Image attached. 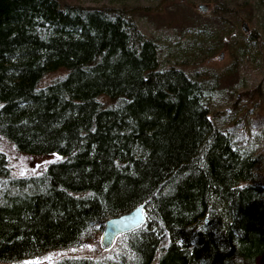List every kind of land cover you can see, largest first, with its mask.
I'll return each instance as SVG.
<instances>
[{"label": "trees", "instance_id": "trees-1", "mask_svg": "<svg viewBox=\"0 0 264 264\" xmlns=\"http://www.w3.org/2000/svg\"><path fill=\"white\" fill-rule=\"evenodd\" d=\"M196 1L169 12L183 18L178 34L202 43H177L167 67L135 7L0 0V141L62 156L17 177L0 151V264L93 242L144 203L146 223L111 250L54 264H258L264 114L243 113L236 94L241 67L263 65L264 0H202L203 13ZM223 49L232 61L221 70L197 56Z\"/></svg>", "mask_w": 264, "mask_h": 264}, {"label": "rangeland", "instance_id": "rangeland-1", "mask_svg": "<svg viewBox=\"0 0 264 264\" xmlns=\"http://www.w3.org/2000/svg\"><path fill=\"white\" fill-rule=\"evenodd\" d=\"M65 1V0H64ZM80 3L94 6V5H115V6H129L135 7L139 11L136 14V20L138 22L141 30L149 37H154L159 41L161 49V58L164 63V66H169V64L175 62V57H177V50L181 49L178 44L183 48H188L191 46V43L195 45L201 44L202 41L199 39H194L189 37L186 30H182L181 35L178 34L177 29L183 23V18L180 13L173 16V11L169 12V8H173V0H78ZM209 4V10L212 7L211 2H206L202 0H197L196 4ZM170 6V7H169ZM182 9V8H181ZM200 11V10H199ZM198 13H203L200 11ZM183 13V10H182ZM186 17H192L189 14ZM205 16V15H204ZM203 16V17H204ZM210 16H207V18ZM247 31L250 32L253 29V24H247ZM245 31V30H244ZM182 36V38L180 37ZM180 42V43H179ZM195 42V43H193ZM178 43V44H177ZM196 46V45H195ZM177 47V48H176ZM206 53H199L198 57L204 58V65L208 66L212 70L224 69L231 65L232 57H230L227 49L219 51L214 56H207ZM263 65L261 68H257L254 64L246 65L244 64L243 68L240 69L241 82L243 85L239 88L236 96L240 98L246 112L247 108H252L256 112L264 114V102L259 98H264V95L255 94L252 98H247L241 96V94L251 91L252 89L257 88L259 85L263 84L262 93L264 94V60H262ZM65 73V70L60 69L49 73L46 75L42 84L52 82L56 78L62 76ZM227 93V91H225ZM225 96V94H224ZM260 104V109L256 108L255 103ZM247 104V105H246ZM228 106V110L232 111L231 106ZM248 140L249 138L246 137ZM0 151L4 152L10 162L12 173L17 177H26L42 173L51 163L58 162L62 159V156L57 154L49 155H31L18 151L13 144L8 140L2 139L0 141ZM262 156H264V149H261ZM258 178L264 179V164L259 167ZM102 254V248L99 239L82 244L74 248H68L63 250H56L46 253L43 256L34 257L25 259L15 263L9 264H54L55 262L66 258V257H97ZM258 264H264V255L259 259Z\"/></svg>", "mask_w": 264, "mask_h": 264}, {"label": "water", "instance_id": "water-1", "mask_svg": "<svg viewBox=\"0 0 264 264\" xmlns=\"http://www.w3.org/2000/svg\"><path fill=\"white\" fill-rule=\"evenodd\" d=\"M198 9L202 12H208L209 4L201 3L198 5ZM243 28L245 31L248 30L246 22L243 23ZM146 220V203L137 206L129 212L108 219L100 237L102 250H111L120 236L142 227Z\"/></svg>", "mask_w": 264, "mask_h": 264}]
</instances>
